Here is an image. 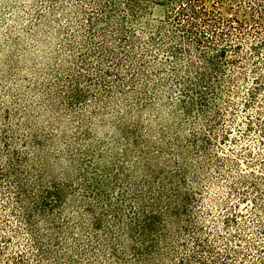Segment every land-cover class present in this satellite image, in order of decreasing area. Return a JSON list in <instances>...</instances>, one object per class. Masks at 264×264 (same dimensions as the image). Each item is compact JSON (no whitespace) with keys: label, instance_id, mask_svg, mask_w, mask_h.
<instances>
[{"label":"rangeland","instance_id":"rangeland-1","mask_svg":"<svg viewBox=\"0 0 264 264\" xmlns=\"http://www.w3.org/2000/svg\"><path fill=\"white\" fill-rule=\"evenodd\" d=\"M147 2L0 0L1 163L14 159L33 194L54 191L33 211L36 246L10 210L21 209L13 179L3 182L0 230L11 242L0 264H118L125 254L136 263L121 246L113 254L109 234L133 226L141 241V198L150 209L160 198L162 224L178 221L174 264H197L192 254L243 264L234 249L264 264V48L257 57L247 46L246 75L231 69L239 83L217 100L195 86L189 55L152 41L150 24L165 12ZM123 18L134 34L119 29ZM187 218L205 224V251L182 231Z\"/></svg>","mask_w":264,"mask_h":264},{"label":"trees","instance_id":"trees-1","mask_svg":"<svg viewBox=\"0 0 264 264\" xmlns=\"http://www.w3.org/2000/svg\"><path fill=\"white\" fill-rule=\"evenodd\" d=\"M135 1L141 6L140 1L144 0ZM145 1L152 3V6H146L147 8L145 9L147 11L153 5H156L163 7L165 12L163 18L159 20V23L150 24L151 32L149 36L152 41L160 40L163 48L173 57H178L180 54L185 56L189 55L190 74L195 71L198 80L195 86L201 87L205 84V88H210L217 100L224 99L227 91L234 92L232 88L234 85L236 86V83H239L240 75L235 74V72H230L231 69L235 67L241 68L239 73L243 76L246 75L245 68L242 64L245 62L243 60L244 58H249L248 49L254 50V56L258 57L260 56L261 49L264 48V0ZM129 9L133 14L137 12L135 3L131 7L129 6ZM148 13L154 14L153 10ZM119 25V29L126 32V34H134V31L131 32L127 28V20L125 18L120 21ZM125 38L126 40L129 39V35ZM247 46L249 47L248 49ZM256 79H261V77H256ZM258 83L262 85V81H258ZM257 89L258 87L255 88V92L251 90L252 97L257 94ZM227 95L229 94L227 93ZM202 100L207 101L208 95L203 93ZM223 115L224 113L219 107L216 110V116L221 120ZM4 145L9 150L10 145L6 140L4 141ZM14 154L16 155V152ZM14 154H12L13 158ZM19 155L17 154L18 158ZM3 156V153H0V199L4 193L2 192L3 187H1L4 186L3 182L7 179H13V187L16 191L10 190V192L14 194L16 202L21 205V209H18V212L16 208L10 207V210L27 226L26 232L32 235L31 244L40 246L41 242L36 233L33 211L41 213V209L49 205L47 200L50 196L54 195V191L51 189H39V193H36V195L33 194L24 185V179L22 174L16 169V164L13 162L14 159L11 160L9 158L10 161L7 163V166H4L5 164L1 162L8 157ZM143 199L141 198L143 207H140L142 210L139 211V220L141 222L139 238L141 241L138 242L142 246L138 247V243L135 244L136 236L134 235V227L128 226V231L119 237H114L112 233L109 234L112 244L110 249L115 256L119 257L117 246H121L127 252L132 251L137 253L138 261L136 263L128 259L125 254V257H120L118 264H174V254L181 252L177 251L178 249L176 248H171L170 244L172 243L173 227L179 223L176 219H173L166 225L165 223L162 224L161 218L157 214V212H161L160 198L155 204L151 205V209L145 204ZM0 204L4 203L0 201ZM170 206L172 205L170 204ZM182 211H185V214H189L186 208ZM97 220V228L100 229L102 221L101 219ZM160 223L165 228L161 230L160 235L158 234V238H156V228ZM204 226L205 224L199 219L192 220L188 218L187 224L181 225L182 231H193L194 242L203 251L207 248L204 237L206 227ZM16 228L13 227L15 231H18ZM10 238V236L2 234L0 230V254L4 253L5 248H7L5 246H10ZM164 244L167 246L162 248ZM211 248L213 249L214 246H209L207 251H211ZM211 252H214V249ZM234 253H236L235 257L240 258V262L245 260L243 264H247L246 262L248 260L245 259L244 254H240V251H236V249H234ZM44 254L46 256L44 259H46L52 253L45 250ZM232 254L233 252L231 250L226 252V256L229 258ZM192 256L195 263L208 264L205 262V259H201L197 254H192ZM184 260V258L179 259V263L184 264ZM263 260H261L262 263H264ZM211 262L213 264H220L217 260H212ZM93 264H95L94 261ZM104 264L116 263L108 261ZM223 264L229 263L225 261Z\"/></svg>","mask_w":264,"mask_h":264}]
</instances>
